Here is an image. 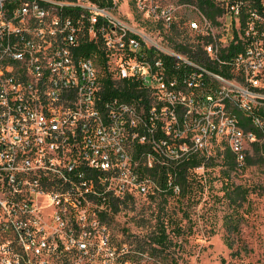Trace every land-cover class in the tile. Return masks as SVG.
Here are the masks:
<instances>
[{
  "label": "built area",
  "instance_id": "built-area-1",
  "mask_svg": "<svg viewBox=\"0 0 264 264\" xmlns=\"http://www.w3.org/2000/svg\"><path fill=\"white\" fill-rule=\"evenodd\" d=\"M151 1L149 13L171 28L173 7ZM211 1L221 13L190 22L200 30V64L130 28L115 0L109 8L0 0V207L50 209L68 247L97 249L109 261L116 252L90 216L111 197L179 194L171 170L163 185L151 176L157 165L168 169L213 143L229 146L239 164L253 143L264 155V0ZM84 36L101 44L113 79L140 81L149 111L142 98H102L100 66L79 50ZM44 195L50 203L39 208L34 200Z\"/></svg>",
  "mask_w": 264,
  "mask_h": 264
},
{
  "label": "rangeland",
  "instance_id": "rangeland-1",
  "mask_svg": "<svg viewBox=\"0 0 264 264\" xmlns=\"http://www.w3.org/2000/svg\"><path fill=\"white\" fill-rule=\"evenodd\" d=\"M115 1L118 4L115 14L124 23L165 47H170L171 34L176 32L181 38L198 42L200 30L190 27L191 20H200L202 16L196 5L182 4L179 0L153 1L154 5L173 7L172 30L149 13L151 0ZM110 67L115 68L116 62L111 61ZM210 146V154L216 155L215 144ZM220 168L195 169L192 192L180 197L166 193L136 194L127 207L115 214L108 207L105 219L100 213L92 214L90 222L105 228L110 247L116 252L114 260L109 261L97 249L83 253L68 247L63 237L65 230L60 229L50 209L36 214L19 209L24 216L2 205L0 264H166L173 254L180 264H264V165L244 166L231 172L235 184L248 188L247 199L240 206L230 205L223 198L225 177ZM34 202L42 208L48 206L50 199L44 195ZM227 215L237 222L235 230L229 229ZM162 216L171 226L181 225L184 232L173 236L177 245L168 253L154 255L149 248V235ZM99 235V230L94 231L91 241L99 243ZM28 242L30 247L26 245ZM142 247L147 249L142 252Z\"/></svg>",
  "mask_w": 264,
  "mask_h": 264
},
{
  "label": "trees",
  "instance_id": "trees-1",
  "mask_svg": "<svg viewBox=\"0 0 264 264\" xmlns=\"http://www.w3.org/2000/svg\"><path fill=\"white\" fill-rule=\"evenodd\" d=\"M67 1H77V0H67ZM92 3L97 4L101 7H112L113 0H88ZM182 4L196 5L201 14H205L209 18L214 19L217 14L221 13V8L216 6L211 0H179ZM66 14L78 16L81 9L72 7H64ZM87 20L84 19V29H86ZM100 22L98 25H101ZM172 30L175 28V24L171 26ZM170 28V29H171ZM87 30V29H86ZM86 36H84L80 42L79 50L86 56H93L95 62L100 66L101 70V96L103 99L109 98H124L127 100H139L142 98L141 102L145 104L147 111L151 108V101L148 99L147 90L141 85L139 80L131 78H123L120 80H115L112 78V73L109 71L106 52L97 41H86ZM183 40L185 42H181ZM171 45L176 49L186 53L188 57L200 64H202V55L196 52L193 47H196L194 42H191L187 37H180L176 32L171 35ZM170 71L174 74H178L175 66V61L171 59ZM190 70V69H188ZM215 144V143H213ZM211 147V146H210ZM210 147L202 150V152H192L190 153L188 159L184 162L173 164L168 169L164 165H157L151 170V176L156 178L157 181L163 185L165 182L166 172L171 170L175 173V182L179 184L181 192L176 197H180L193 190V181L195 178L194 170L203 166L207 168H215L220 166V173L225 177V181L222 184V190L224 191L223 198H225L230 205L240 206L247 199L248 188L242 184H235L231 179V172L237 170L240 167L251 166V165H264V155L263 150H261L260 145L257 143L252 144L251 151L247 154L244 162L239 164L236 155L231 151L229 146L223 144H215L216 155L210 154ZM220 160L221 162H218ZM204 183L202 182V185ZM163 193V192H162ZM166 194H171L170 192ZM173 195V194H171ZM133 201V196H126L124 198H114L111 197L108 201L110 211L115 214L121 209L127 207L130 202ZM101 218L105 219L108 215L107 211L100 213ZM226 223L230 230H235L237 227V222L234 221V217L227 215ZM184 229L181 225L175 224L170 225L169 220L165 216L158 219L156 230L149 235V248L152 254L159 255L162 252H167L171 247H175L177 244L173 241V236H179L183 234ZM147 247H142L140 251L144 252ZM166 264H180L177 258L174 256L171 258L170 262Z\"/></svg>",
  "mask_w": 264,
  "mask_h": 264
}]
</instances>
